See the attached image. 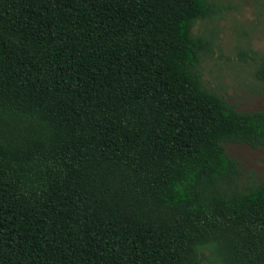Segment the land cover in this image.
Returning <instances> with one entry per match:
<instances>
[{"label":"trees","instance_id":"trees-1","mask_svg":"<svg viewBox=\"0 0 264 264\" xmlns=\"http://www.w3.org/2000/svg\"><path fill=\"white\" fill-rule=\"evenodd\" d=\"M219 9L0 0V264H264V180L224 149L264 109L202 82L192 31Z\"/></svg>","mask_w":264,"mask_h":264},{"label":"rangeland","instance_id":"rangeland-1","mask_svg":"<svg viewBox=\"0 0 264 264\" xmlns=\"http://www.w3.org/2000/svg\"><path fill=\"white\" fill-rule=\"evenodd\" d=\"M220 4L212 19L197 20L194 33L210 39V52L200 62L202 82L238 110L264 109V88L251 72L264 54V0H213ZM239 164L242 180H264V144H224Z\"/></svg>","mask_w":264,"mask_h":264}]
</instances>
